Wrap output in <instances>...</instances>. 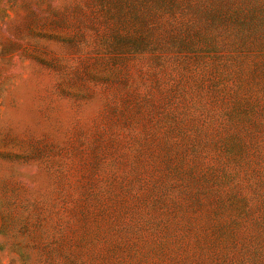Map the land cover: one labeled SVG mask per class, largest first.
Listing matches in <instances>:
<instances>
[{"label":"rangeland","instance_id":"1","mask_svg":"<svg viewBox=\"0 0 264 264\" xmlns=\"http://www.w3.org/2000/svg\"><path fill=\"white\" fill-rule=\"evenodd\" d=\"M0 264H264V0H0Z\"/></svg>","mask_w":264,"mask_h":264}]
</instances>
